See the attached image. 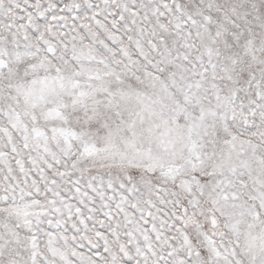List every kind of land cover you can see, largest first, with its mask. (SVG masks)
I'll return each instance as SVG.
<instances>
[{
	"label": "snow or ice",
	"instance_id": "6c2138e0",
	"mask_svg": "<svg viewBox=\"0 0 264 264\" xmlns=\"http://www.w3.org/2000/svg\"><path fill=\"white\" fill-rule=\"evenodd\" d=\"M0 264H264V0H0Z\"/></svg>",
	"mask_w": 264,
	"mask_h": 264
}]
</instances>
